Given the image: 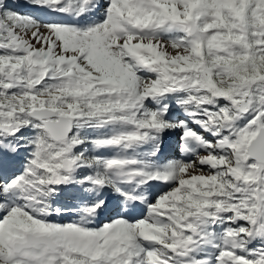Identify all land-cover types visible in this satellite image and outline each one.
Here are the masks:
<instances>
[{
  "label": "snow or ice",
  "instance_id": "6c2138e0",
  "mask_svg": "<svg viewBox=\"0 0 264 264\" xmlns=\"http://www.w3.org/2000/svg\"><path fill=\"white\" fill-rule=\"evenodd\" d=\"M0 264H264V0H0Z\"/></svg>",
  "mask_w": 264,
  "mask_h": 264
},
{
  "label": "rangeland",
  "instance_id": "374dc122",
  "mask_svg": "<svg viewBox=\"0 0 264 264\" xmlns=\"http://www.w3.org/2000/svg\"><path fill=\"white\" fill-rule=\"evenodd\" d=\"M165 154L166 155H174L177 158L180 156L179 151L175 148L174 145H172L171 147H166Z\"/></svg>",
  "mask_w": 264,
  "mask_h": 264
}]
</instances>
